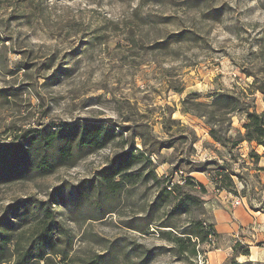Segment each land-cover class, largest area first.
Returning <instances> with one entry per match:
<instances>
[{
  "label": "rangeland",
  "instance_id": "1",
  "mask_svg": "<svg viewBox=\"0 0 264 264\" xmlns=\"http://www.w3.org/2000/svg\"><path fill=\"white\" fill-rule=\"evenodd\" d=\"M220 93L264 114V0H0V146L30 130L88 122L122 132L51 176L0 186V218L25 199L50 201L68 252L54 264L101 255L114 264H226L237 244L264 260L261 228L253 238L236 220L234 234L216 222L218 211L233 217L239 209L264 219V147L234 146L246 119L227 113L226 102L213 107ZM209 116L228 147L211 137ZM140 133L147 147L134 137ZM132 142L149 159L115 180L121 188L102 191L99 173ZM196 164L203 168L188 187ZM150 169L162 183L148 179ZM168 180L182 189L159 194ZM180 199L185 214L174 212ZM13 220L23 226L14 242L25 244L36 223ZM199 222L216 235L193 240L194 256L186 237Z\"/></svg>",
  "mask_w": 264,
  "mask_h": 264
},
{
  "label": "trees",
  "instance_id": "2",
  "mask_svg": "<svg viewBox=\"0 0 264 264\" xmlns=\"http://www.w3.org/2000/svg\"><path fill=\"white\" fill-rule=\"evenodd\" d=\"M218 102L227 103L225 107L227 113L237 112L245 116L244 129L246 133L244 135L239 134V140L234 142V146L237 147L239 143L248 141L264 147V114L244 109V104L238 97L226 93H220L214 98L213 107H216ZM197 106H203V104L197 103ZM185 110L190 113V110L186 108ZM207 122L211 126L210 133L213 140L223 147H228L227 140L231 141V139L226 140L221 135V131L214 128L210 116ZM121 136L122 132L105 122L78 124L70 127L66 132L58 129L53 130L52 127L30 130L18 138L17 142L0 146V186L18 182H32L51 176L61 168L71 167L77 159L107 148ZM134 137H139L142 140L143 147L148 146L145 134H134ZM147 159H149L147 150L145 152L136 148L134 142H132L129 150L115 156L112 167L99 173L98 180L102 191L112 192L121 188L122 185L115 182V180L128 176L129 171L134 166ZM148 163L151 164V161H148ZM195 168L184 179V185L188 187L196 186L194 179L189 175L200 172L203 165L196 164ZM147 177L148 179L151 178L156 184L163 181L162 178L157 177L154 169L148 171ZM180 189H182L181 186L168 180L159 194L175 195ZM90 190L91 186L87 188L86 192ZM187 199L191 198L187 197ZM187 206L186 199H180L174 206V212L185 214L188 211ZM10 209L0 218V264H10L9 262L12 261H14V264H41L42 262L54 264L53 257L63 258L64 260L68 258V252L61 248V243L56 238L58 224L56 213L50 201L40 202L34 199H25L18 203L17 207L12 206ZM21 209L24 210L23 214L20 213ZM14 218L24 221V224H28L30 220L36 223V231L30 235L25 244L21 242V238L14 242L15 231L23 228V226L17 227ZM215 235L216 232L212 225L208 226L203 222L197 223V226L186 237L193 246L191 254L198 255L196 242H193V240L196 239L200 243H206ZM171 241L177 245V249L184 251L185 240L183 237H175ZM240 247V244H237L233 257L226 264H240L237 262L240 256L248 258L251 256L249 247L245 251H240ZM115 262H117L116 259L101 255L83 264H114ZM243 264L264 263L247 261Z\"/></svg>",
  "mask_w": 264,
  "mask_h": 264
},
{
  "label": "crops",
  "instance_id": "3",
  "mask_svg": "<svg viewBox=\"0 0 264 264\" xmlns=\"http://www.w3.org/2000/svg\"><path fill=\"white\" fill-rule=\"evenodd\" d=\"M198 175V173H191L190 177L195 178L193 175ZM216 222L218 225L221 226V230L224 233L227 234H234L237 231V225L234 220L238 221L242 227L248 228V232L252 234V237L255 238V236L259 237L258 227L262 229L261 233H264V219H262L258 214H253L250 212H247L245 210H237L233 214V217L230 216L229 213L224 211H218V213L215 214ZM260 223L263 224V226H260ZM250 226L252 228H250ZM218 227V226H217ZM258 233V234H256ZM254 252L251 248V256L246 261H252V262H264L263 259L256 258L254 259Z\"/></svg>",
  "mask_w": 264,
  "mask_h": 264
},
{
  "label": "built area",
  "instance_id": "4",
  "mask_svg": "<svg viewBox=\"0 0 264 264\" xmlns=\"http://www.w3.org/2000/svg\"><path fill=\"white\" fill-rule=\"evenodd\" d=\"M184 183H185V181H184ZM241 205V201H236L235 203H234V206L235 207H239Z\"/></svg>",
  "mask_w": 264,
  "mask_h": 264
}]
</instances>
